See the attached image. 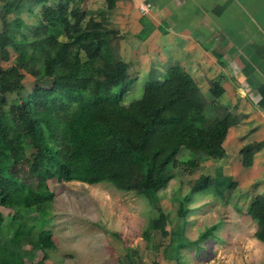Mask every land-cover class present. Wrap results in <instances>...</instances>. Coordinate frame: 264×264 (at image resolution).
<instances>
[{
  "label": "trees",
  "instance_id": "1",
  "mask_svg": "<svg viewBox=\"0 0 264 264\" xmlns=\"http://www.w3.org/2000/svg\"><path fill=\"white\" fill-rule=\"evenodd\" d=\"M2 1L0 53L10 56L8 66L0 63V95L16 93L19 112L0 121V206L14 210L10 228L0 211V264H26L37 250L44 254L33 264H45L47 251L55 248L50 230L34 235L25 219L45 214L44 207L55 196L47 181L106 182L155 203L177 168L190 173L208 159L226 156L223 142L242 115L208 101L182 66L173 65L146 82L141 96L125 104L134 81L119 51L121 34L80 9L77 4L84 0H61L57 7L36 0L40 14L30 27L19 17L28 0ZM103 1L105 12H112L117 0ZM66 2L76 7L69 11ZM139 22L137 37L143 41L154 26L144 16ZM23 72L34 82L27 95L21 94ZM211 93L217 98L223 89L212 83ZM261 146L263 142H252L240 149L243 167L253 164ZM182 148L190 153L184 161L178 158ZM236 186L220 168L212 178L200 174L179 197L177 216L185 217L191 194L211 191L222 197ZM247 215L256 223L254 237L264 245L263 196H254ZM167 225V215L158 209L144 233L148 239L152 230L159 233L155 247L176 264L181 247L212 237L217 228L214 224L189 240L183 226L167 230ZM165 238L169 241L164 244Z\"/></svg>",
  "mask_w": 264,
  "mask_h": 264
},
{
  "label": "rangeland",
  "instance_id": "2",
  "mask_svg": "<svg viewBox=\"0 0 264 264\" xmlns=\"http://www.w3.org/2000/svg\"><path fill=\"white\" fill-rule=\"evenodd\" d=\"M60 2L61 0H48L46 4L57 7ZM66 3L69 11L76 7L72 2ZM28 4L29 6L20 10L19 17L30 27L37 22L41 4L36 0H28ZM77 6L90 11L95 18L104 20L110 28L119 29V51L123 60L129 64L128 72L134 81L123 102L127 104L139 98L144 84L156 79L143 68L141 60L145 50L142 45L139 47L141 43L137 42V34V40L133 36L138 25L136 20L141 14L138 12V15L135 9L133 23L127 24L126 19L123 20L125 15L120 13L118 15L122 17L118 18L119 21H114L112 12H105L103 0H84ZM3 10L4 4L0 0V29ZM23 32L31 34L25 27ZM9 56L8 52L0 53L1 65H9L6 61ZM81 58L84 59L83 53ZM22 74L24 89L21 94L27 95L34 82L27 73ZM200 86L207 100L212 101L205 89L208 84ZM16 97V93L0 95V121L14 117L19 112L14 105ZM209 111L213 110L208 107ZM178 158L181 161L187 160L190 153L182 148ZM221 164V160H206L190 173L177 168L175 178L159 192L160 199L155 203L134 191L119 190L106 182L58 183L50 180L47 184L55 194L53 200L44 207L45 214L26 216V224L34 235L45 229L52 233L55 248L47 251L45 264H176L175 260L164 258L162 248L155 247L160 242L159 233L152 230L150 239L145 237L148 220L159 209L168 217L167 230L183 226L184 235L189 240L197 239L208 227L217 225L212 237L200 240L196 245L191 243L181 247L180 264H264V247L254 240L253 229L256 225L247 215L248 200L243 195L240 198L239 191L230 192L226 189L222 197L215 196L211 191L195 192L186 204L188 210L185 217L177 216L179 197L189 191V184L200 174L214 177L215 171L222 168ZM0 211L4 215V224L10 228L14 210L0 206ZM42 217L44 220L40 221ZM168 241V238L163 239L164 244ZM43 254L41 250H37L34 260H27L25 263H36Z\"/></svg>",
  "mask_w": 264,
  "mask_h": 264
},
{
  "label": "crops",
  "instance_id": "3",
  "mask_svg": "<svg viewBox=\"0 0 264 264\" xmlns=\"http://www.w3.org/2000/svg\"><path fill=\"white\" fill-rule=\"evenodd\" d=\"M142 2L152 4L144 17L154 26L143 41L136 39ZM135 9L139 16L133 36L145 50L141 64L146 71L157 78L178 64L197 84H208V97L242 115L223 142L221 171L237 184L233 191L248 200L249 208L254 196L264 197V0H117L114 21L120 13L127 24L133 23ZM212 83L223 89L217 98L211 93ZM252 142L263 146L253 164L243 167L240 149Z\"/></svg>",
  "mask_w": 264,
  "mask_h": 264
},
{
  "label": "built area",
  "instance_id": "4",
  "mask_svg": "<svg viewBox=\"0 0 264 264\" xmlns=\"http://www.w3.org/2000/svg\"><path fill=\"white\" fill-rule=\"evenodd\" d=\"M153 6L150 2H142L138 6V12L141 15H147L152 10Z\"/></svg>",
  "mask_w": 264,
  "mask_h": 264
}]
</instances>
